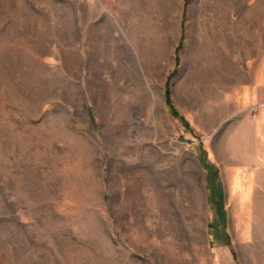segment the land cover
Segmentation results:
<instances>
[{"label":"rangeland","instance_id":"obj_1","mask_svg":"<svg viewBox=\"0 0 264 264\" xmlns=\"http://www.w3.org/2000/svg\"><path fill=\"white\" fill-rule=\"evenodd\" d=\"M262 74L264 0H0V264H264Z\"/></svg>","mask_w":264,"mask_h":264},{"label":"crops","instance_id":"obj_2","mask_svg":"<svg viewBox=\"0 0 264 264\" xmlns=\"http://www.w3.org/2000/svg\"><path fill=\"white\" fill-rule=\"evenodd\" d=\"M264 76V74L261 75V77ZM249 98V94L246 91L243 95V101L246 103ZM257 132L260 133L261 136H264V110L259 114L258 118V124H257ZM251 139V137H250ZM262 168L259 166L255 172H251L248 182H246V185L243 186V188L247 187L250 190L248 191V196L245 199L247 202L246 204H249L252 199H257L261 198V188L263 190V185H262ZM236 175L233 180L232 187L237 186L238 183L243 182L242 180V174L241 171L237 168L235 169ZM245 183V182H244ZM239 186V185H238ZM256 190V191H255ZM243 192V191H242ZM239 202V203H245Z\"/></svg>","mask_w":264,"mask_h":264},{"label":"trees","instance_id":"obj_3","mask_svg":"<svg viewBox=\"0 0 264 264\" xmlns=\"http://www.w3.org/2000/svg\"><path fill=\"white\" fill-rule=\"evenodd\" d=\"M181 46H182V41L179 42V44L177 45V48H176L175 67L167 76V79L165 82L164 96H165V103L169 109L170 114L173 117L179 119L183 125H188V121L179 112L177 106L175 105V103L173 101L172 90H171V82H172L173 78L176 76V74L178 73V65L180 62L179 49L181 48Z\"/></svg>","mask_w":264,"mask_h":264},{"label":"bare ground","instance_id":"obj_4","mask_svg":"<svg viewBox=\"0 0 264 264\" xmlns=\"http://www.w3.org/2000/svg\"><path fill=\"white\" fill-rule=\"evenodd\" d=\"M262 189V188H261ZM260 200V201H259ZM248 206H249V210L253 213H256L258 210H259V212L260 213H262V211H263V208H264V206H263V202H262V200H261V198H257V199H253V203L252 204H248ZM236 210V209H235ZM263 214V213H262ZM261 215V214H260ZM259 233H261V231L259 232Z\"/></svg>","mask_w":264,"mask_h":264}]
</instances>
